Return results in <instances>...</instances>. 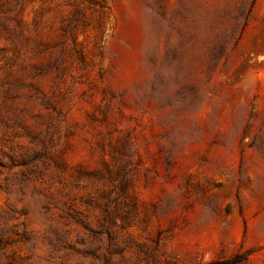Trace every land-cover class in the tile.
Wrapping results in <instances>:
<instances>
[{
  "label": "rangeland",
  "instance_id": "obj_1",
  "mask_svg": "<svg viewBox=\"0 0 264 264\" xmlns=\"http://www.w3.org/2000/svg\"><path fill=\"white\" fill-rule=\"evenodd\" d=\"M0 264H264V0H0Z\"/></svg>",
  "mask_w": 264,
  "mask_h": 264
}]
</instances>
